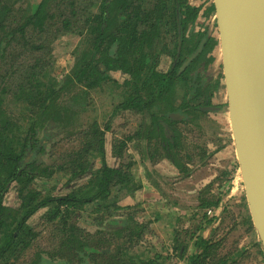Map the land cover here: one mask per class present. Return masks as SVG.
<instances>
[{
  "label": "trees",
  "instance_id": "obj_1",
  "mask_svg": "<svg viewBox=\"0 0 264 264\" xmlns=\"http://www.w3.org/2000/svg\"><path fill=\"white\" fill-rule=\"evenodd\" d=\"M22 1L0 0V264H159L160 254L131 252L132 233L124 246L114 242L108 248L89 239L78 220L83 210L93 209L91 218L102 223L122 210L119 200L144 187L136 163L124 164L128 142L134 139L154 141L155 152L162 150L184 176L191 174L180 158L184 145L177 125L209 115L210 109H203L221 88L223 75L213 82L209 74L219 40L209 26L195 29L202 11L206 19L215 13L213 4L25 0L26 7L19 9ZM65 35H76L80 42L58 79L52 74L53 45ZM164 38L170 42L160 43ZM204 39L202 52L180 71ZM166 57L172 60L168 67L162 65ZM105 85L118 91V110L143 116L134 136L113 141L118 165L107 158L108 127L94 124L68 141L59 139L77 122L82 101ZM175 113L185 119H175ZM47 155L52 164L45 163ZM96 160L100 164L95 168ZM58 176L65 179L59 185ZM13 191L17 206L7 203ZM220 201L201 207L217 208ZM44 209L43 221L55 242L29 259L41 236L31 221ZM245 222L252 228L249 215ZM107 225L122 228L125 223L111 220ZM195 246L202 252L190 256L189 263L207 264L215 246L203 239ZM175 249H182V256L187 250Z\"/></svg>",
  "mask_w": 264,
  "mask_h": 264
},
{
  "label": "rangeland",
  "instance_id": "obj_2",
  "mask_svg": "<svg viewBox=\"0 0 264 264\" xmlns=\"http://www.w3.org/2000/svg\"><path fill=\"white\" fill-rule=\"evenodd\" d=\"M205 1L212 4V0ZM25 3L23 0L19 4L21 8H18L26 7ZM214 16L215 13L210 16L211 19H206L201 15L196 31L209 26L212 36L218 39V27ZM166 39L169 43V38H164L160 43L165 44ZM79 42L78 36L65 35L54 43L52 74L58 79L71 65L72 53ZM212 54L215 62L210 67L209 74L214 82L220 79L222 74L219 45ZM171 61L166 57L162 65L168 67ZM220 87L213 98L214 104L221 107L219 112L177 125L183 134L184 150L180 158L191 174L184 176L166 156H162L164 154L162 150L160 154L155 152L154 141L149 143L134 139L128 142L124 164H127V161L128 163L134 161L135 173L141 179L145 178L147 186L135 195L119 200L118 204L122 210L113 213L102 223H96L91 218L93 209L83 210L78 225L91 235L88 236L89 239L94 243L101 241L100 245L104 247H110L114 242L124 246L128 243V233H132L134 250L131 252L150 251L152 255L160 254L162 258H158L159 264H190L189 257L202 252V247L199 248L195 244L203 239L209 240L215 246L212 250L213 256L207 264H264L261 240L253 225L250 228L245 222L250 212L236 157L229 114L223 110L228 105L223 79ZM82 103L77 122L69 130L61 133L59 139L68 141L76 136L72 134L83 130L90 131L94 124L101 129L108 127L107 158L110 164L118 165L119 161L112 156L113 141L134 136L143 122V116L132 110H118L121 97L118 91L109 85L91 92L86 102ZM185 155L191 159L188 160ZM53 161L51 156L45 157V163L52 164ZM94 164L95 168L99 167V160ZM89 175L90 172L87 176L80 177L79 181H83ZM57 180L58 185L65 181L62 176H58ZM220 199L217 208L201 207ZM7 203L17 206L18 198L15 191L8 195ZM208 211L212 213L209 215ZM46 212V209L41 210L31 221L41 236L28 252L29 259L41 249L53 248L55 240L53 239V242L51 238L52 228L43 221ZM111 220H120L125 225L122 228L108 226L107 222ZM119 230L121 233H118ZM178 246L187 248L183 256L182 249L179 251L175 249ZM99 262L102 263L103 260Z\"/></svg>",
  "mask_w": 264,
  "mask_h": 264
},
{
  "label": "water",
  "instance_id": "obj_3",
  "mask_svg": "<svg viewBox=\"0 0 264 264\" xmlns=\"http://www.w3.org/2000/svg\"><path fill=\"white\" fill-rule=\"evenodd\" d=\"M212 2L228 96L223 110L229 114L252 225L264 250V0ZM179 30L181 45V25ZM205 41L181 70L199 56Z\"/></svg>",
  "mask_w": 264,
  "mask_h": 264
},
{
  "label": "flooded vegetation",
  "instance_id": "obj_4",
  "mask_svg": "<svg viewBox=\"0 0 264 264\" xmlns=\"http://www.w3.org/2000/svg\"><path fill=\"white\" fill-rule=\"evenodd\" d=\"M197 1V0H196ZM195 0H193V2H196ZM212 3V2H211ZM210 4H208V6H209ZM201 15H203V11H202V13H201ZM211 19V18H210ZM208 26V25H207ZM195 29H196V27H195ZM201 30H205V29H201ZM200 30V31H201ZM203 43V42H202ZM202 45V44H201ZM198 51V50H197ZM196 51V52H197ZM190 58V57H189ZM188 67V66H187ZM182 68V67H181ZM180 71H183V70H181L180 69ZM214 98V97H213ZM211 103H212V105L209 107V108H204L203 110H204V112L205 111H208V109H210V111H209V114L210 113H216V112H219V109L221 108L220 106H217V105H215L214 104V101H213V99H212V101H211ZM215 108V109H214ZM219 108V109H218ZM175 115V116H174ZM177 115H181V114H179V113H175V114H173L172 116L175 118V119H179V120H181V119H185V116H183V115H181L182 116V118H179V117H177ZM205 116V115H204ZM191 118V117H190ZM159 154H160V151L158 152Z\"/></svg>",
  "mask_w": 264,
  "mask_h": 264
},
{
  "label": "crops",
  "instance_id": "obj_5",
  "mask_svg": "<svg viewBox=\"0 0 264 264\" xmlns=\"http://www.w3.org/2000/svg\"><path fill=\"white\" fill-rule=\"evenodd\" d=\"M195 5L197 7H199L200 5H204V7H205V6H208V3L205 0H197V2L195 3ZM142 179H143L144 187H146L147 186V183L144 181L145 178H142ZM182 191H183V188H182Z\"/></svg>",
  "mask_w": 264,
  "mask_h": 264
},
{
  "label": "built area",
  "instance_id": "obj_6",
  "mask_svg": "<svg viewBox=\"0 0 264 264\" xmlns=\"http://www.w3.org/2000/svg\"><path fill=\"white\" fill-rule=\"evenodd\" d=\"M208 213H209V215H210V213H212L211 211H208Z\"/></svg>",
  "mask_w": 264,
  "mask_h": 264
},
{
  "label": "clouds",
  "instance_id": "obj_7",
  "mask_svg": "<svg viewBox=\"0 0 264 264\" xmlns=\"http://www.w3.org/2000/svg\"><path fill=\"white\" fill-rule=\"evenodd\" d=\"M212 4H213V2H212Z\"/></svg>",
  "mask_w": 264,
  "mask_h": 264
}]
</instances>
